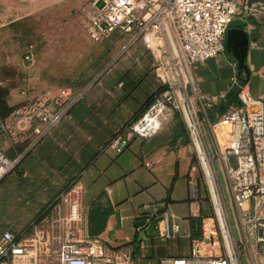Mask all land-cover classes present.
<instances>
[{"label": "built area", "instance_id": "2783aa9c", "mask_svg": "<svg viewBox=\"0 0 264 264\" xmlns=\"http://www.w3.org/2000/svg\"><path fill=\"white\" fill-rule=\"evenodd\" d=\"M100 3V5H98ZM260 11L247 0H92L85 16L84 29L95 44L112 38L122 39L124 50L141 43L156 63L155 74L163 92L154 98L147 109L131 124L115 134L110 146L120 153L131 138L147 140L164 126L166 110L171 119L173 110L185 116L201 114L208 123L216 149L228 179L230 201L240 211L244 241L264 264V94L252 97L244 86H238L237 104L230 105L222 115L208 110L221 105L227 93L215 97L203 94L190 81L191 67L215 58L225 50L226 31L236 18L256 16ZM30 53L25 56L29 60ZM235 82V80H234ZM81 93L69 87L58 94L37 95L14 107L0 117V139L7 143L12 156L0 147V180L21 162L24 153L33 148L63 120L70 118L71 109L81 100ZM197 109V111H195ZM187 119L190 131L196 129L192 118ZM198 194L194 184L189 195ZM219 239L215 222L204 216L199 223V236L190 238L187 257L152 259L137 257L133 251L108 256L104 245L97 241L64 243L60 264H238L233 244L218 216ZM220 212V211H219ZM76 207L71 206L70 217ZM144 221L137 233H147L152 222L147 214L137 217ZM179 223L171 220L165 210L154 223V235L161 241L176 237ZM226 232V234H225ZM138 251L143 240L135 239ZM86 243V244H82ZM26 237L16 238L6 230L0 234V264H21L30 251Z\"/></svg>", "mask_w": 264, "mask_h": 264}, {"label": "crops", "instance_id": "0c3cea01", "mask_svg": "<svg viewBox=\"0 0 264 264\" xmlns=\"http://www.w3.org/2000/svg\"><path fill=\"white\" fill-rule=\"evenodd\" d=\"M50 1L0 0V29L35 16L43 2L49 6ZM247 1L256 4L260 14L236 18L231 28L247 33L245 64L249 78L243 86L252 97H258L264 94V0ZM238 77L236 62L225 50L190 70L191 83L211 97L238 86ZM90 95L91 92L86 97ZM121 101L119 107L126 105L125 100ZM78 103L71 109L69 119L24 153L15 171L20 179L32 183L18 188L20 203L26 208L34 204L37 209L34 219L39 216L32 229L26 228L28 232L12 223L0 224V234L6 230L20 232L19 236L30 243V251L20 263L47 264L44 256L54 242L97 240L108 256L129 253L134 248L130 243L139 236L135 231L137 217L145 213L154 224L162 210L179 223L178 234L169 241H161L155 235L145 238L136 256L152 259L189 256L190 236L199 234L197 223L207 214L202 213L206 203L200 191L198 163L188 140L175 138V126L169 132L162 128L147 140L131 138L117 153L108 142L111 132L98 137L91 130L104 128L107 123L109 130L119 128L133 115V108H124L125 113L107 112L103 117L91 113V101L86 99L80 106ZM0 147L12 156L2 139ZM191 183L198 190L195 198L189 195ZM64 187H69L65 193ZM10 190L11 193L13 188ZM71 206L76 207L73 219Z\"/></svg>", "mask_w": 264, "mask_h": 264}, {"label": "rangeland", "instance_id": "374dc122", "mask_svg": "<svg viewBox=\"0 0 264 264\" xmlns=\"http://www.w3.org/2000/svg\"><path fill=\"white\" fill-rule=\"evenodd\" d=\"M91 1L51 0L49 6L43 2L41 11L35 16L0 29V117L25 100L41 94L53 96L69 87L81 93L78 106L86 99L93 103L89 108L95 116L105 117L107 112L125 113L124 108H133V115L119 128L109 130L107 123L104 128L91 130V134L98 137L111 132L110 142L116 133L136 120L134 115L148 98L163 92L155 74L156 63L141 43L124 50L122 39L112 38L95 44L88 38L84 21ZM28 53L31 54L29 60L25 59ZM90 92L92 95L86 97ZM124 100L126 105L119 107L117 104ZM175 114L181 118L198 163L200 191L206 203L202 213L213 218L221 240L215 212L218 205L238 264H262V259L254 255V249L252 251L244 241L240 211L230 201L228 179L208 123L201 122L198 111L195 115L185 116L182 110L174 109L163 131L169 132L176 125ZM190 118L196 125L195 138L187 126L186 121ZM17 170L18 166L0 180V224L12 223L26 231L39 222V216L34 219L37 211L34 204L26 208L20 203L18 188L32 183L20 179ZM9 187L13 188L11 193ZM64 189L65 193L69 187ZM147 228V233H139L142 240L154 236V224L149 223ZM12 234L20 237V232ZM63 244H52L44 256L47 264H60Z\"/></svg>", "mask_w": 264, "mask_h": 264}, {"label": "trees", "instance_id": "16d2710c", "mask_svg": "<svg viewBox=\"0 0 264 264\" xmlns=\"http://www.w3.org/2000/svg\"><path fill=\"white\" fill-rule=\"evenodd\" d=\"M231 27H234V26L230 23L228 29L231 28ZM238 80H239L238 86H243L245 84L246 79L243 78L242 76H239ZM238 86L233 87L227 93L226 100H225V102L223 104L215 106L212 110H208L206 112V115L209 117V122L213 121V114L214 113H217L218 115H222L230 105H236L237 104L236 94L239 91ZM160 91H163V89H161ZM154 98H155V96L148 98L146 100V102L144 103V105L134 115V118L137 119L147 109V107L152 103ZM174 117H175L176 122H177L176 125H175V135H176L175 138H177L179 136V137H182L185 140H188V137L186 135V131H185L184 125H183V123L181 121V118L179 117L178 114H175ZM128 125H129V123H128ZM199 222H200V220H199ZM190 224H191L190 225V230H191V233H193L194 221L192 219L190 220ZM195 236H199V234H197V235L191 234L190 238H193ZM130 244L134 246L133 255L136 256V253L138 252V247L136 245L135 240H133Z\"/></svg>", "mask_w": 264, "mask_h": 264}, {"label": "water", "instance_id": "95a60500", "mask_svg": "<svg viewBox=\"0 0 264 264\" xmlns=\"http://www.w3.org/2000/svg\"><path fill=\"white\" fill-rule=\"evenodd\" d=\"M100 5V3H98ZM248 36L244 29L229 28L226 31L224 47L226 53L230 54L236 62L237 75L249 78V70L245 64L248 48ZM144 221H137L136 227L143 226Z\"/></svg>", "mask_w": 264, "mask_h": 264}, {"label": "bare ground", "instance_id": "6f19581e", "mask_svg": "<svg viewBox=\"0 0 264 264\" xmlns=\"http://www.w3.org/2000/svg\"><path fill=\"white\" fill-rule=\"evenodd\" d=\"M169 115H170V111L169 110H166L165 111V114H164V121L166 122V120H167V118L169 117ZM191 133H192V136L195 138L196 137V132L194 131V130H192L191 131ZM195 141H196V139H195ZM217 208H218V213H219V219H220V222H222V218H221V215H220V212H219V206L217 205ZM74 217H71V219H73ZM225 234H226V232H225Z\"/></svg>", "mask_w": 264, "mask_h": 264}]
</instances>
